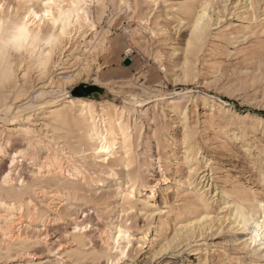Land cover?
I'll use <instances>...</instances> for the list:
<instances>
[{
	"label": "rangeland",
	"instance_id": "obj_1",
	"mask_svg": "<svg viewBox=\"0 0 264 264\" xmlns=\"http://www.w3.org/2000/svg\"><path fill=\"white\" fill-rule=\"evenodd\" d=\"M163 1L173 5L180 0H158L156 6L152 7L147 4V0H122L121 4L117 0H88L89 7L85 12L97 34L106 37L102 50L95 57L91 54L89 59L80 61L68 56V45L62 52L61 58L66 60L63 63L68 62L66 71L76 75L66 86L67 89L72 91L80 84L96 85L103 89V93L85 98L108 99L118 105L128 101L134 107L129 116L130 153L125 164L122 161L111 167H91L85 180L76 182L70 194L59 201L60 204H51V210L46 212L41 222L33 218V232L40 234V239L44 238L43 243L29 248V253L36 261L58 264L55 258L59 253L63 254L66 248L74 247L71 236L78 233L75 230L78 225L82 229L79 233L83 235L80 251L87 255L71 262L74 259L72 257L65 264H106L103 259H96V256L107 249L108 232L115 226L124 233L121 241L124 255L119 256L114 252L110 259L112 264H202L205 259L210 264H247L250 260L264 264L263 254H247L242 244L245 234L236 229H227V222L223 220L231 212V206L229 210L224 208L223 203L227 201L224 193H228L235 185L254 193L255 198L264 203V0H229L223 10L222 5L217 3L219 0L213 1V27L196 56L192 57V78L183 77L179 65L185 55L187 28L165 19ZM215 16L219 18L218 23L214 21ZM89 33L86 35L88 38L91 37ZM97 42L92 44V50L96 49ZM82 43L78 50L82 48ZM173 50L177 52L171 56ZM125 58L131 60L129 66L123 65ZM63 63L61 61L59 67ZM59 67L51 70V77L55 76ZM18 73L21 71L16 73V83L22 84L21 74ZM28 81L26 94L18 99H14L13 89L1 90L0 95L6 98V103L13 110L6 112L0 108V131L4 135L8 134V129L16 123H24L21 119L23 116L30 115L29 125L36 135L49 137L50 129L42 125L39 112L31 109L15 113L25 105L37 104L32 98L31 88L35 90L42 80H38L37 73L32 70ZM183 94L185 98L180 100V107L186 111V127L194 146L190 164L197 169L188 185H185L189 173L186 165L175 162L169 170L163 168L167 165L170 146L182 142L185 129L181 125V117L169 113L163 118L160 102L155 101L158 96L178 98ZM55 96H48L46 100L52 101ZM133 96L135 100H131ZM202 97L208 101H223L240 114L212 116L209 103L202 102ZM241 113L262 118L263 121L244 118ZM56 133L59 137L68 138L72 150L86 149L76 144V129L62 127ZM56 140L59 147L64 144V140ZM10 149L24 150L25 155L17 173L31 187L29 196L34 204L44 209L43 201L56 187L51 177L35 180L33 175L36 171L34 163L45 156L44 151L33 155L31 149H26L21 137L15 135L11 137ZM86 155L89 158V152ZM176 158L177 161L186 162L190 157L180 150ZM89 162L92 160L89 159ZM8 165L7 158L0 162V174L7 170ZM173 179L178 184L165 194L164 188L170 181L173 183ZM118 188L127 192L135 189L140 195L134 199L139 200L154 195L156 208L165 213L169 224L156 244L151 243V234L155 233L153 227L156 226V223H152L157 222L159 215L155 214L153 219H149L137 209L124 212L125 205L117 196ZM42 194H46L45 198ZM163 199H166L165 203ZM191 205L198 212L205 210L224 221L221 228L217 232L215 229L206 232L202 238L190 242L188 247L185 243L182 244L184 246L173 243L167 250L161 248L166 243L164 237L171 239L176 222L185 218ZM151 250L153 253L149 252ZM205 256L208 259L212 257L211 262ZM2 261L0 264H4ZM7 262L17 263L16 255Z\"/></svg>",
	"mask_w": 264,
	"mask_h": 264
},
{
	"label": "bare ground",
	"instance_id": "obj_2",
	"mask_svg": "<svg viewBox=\"0 0 264 264\" xmlns=\"http://www.w3.org/2000/svg\"><path fill=\"white\" fill-rule=\"evenodd\" d=\"M213 1L214 0H180L173 5L167 4L163 1L165 19L171 20L173 23L182 27L185 25L187 28L188 35L185 40V55L181 58L182 62H179L181 72L185 78L193 77L192 57L196 56L197 52L200 50L202 43L212 26V13L214 12V9H212ZM117 2L121 4L122 0H117ZM157 2L158 0H147V4L151 7L156 6ZM228 2L229 0H219L217 3L222 5L221 8L223 10ZM236 2H238V0ZM44 3L45 0H0V5H3V9L0 10V19L4 21L5 31L13 30L16 25L24 22L23 18L25 16H28L27 32L29 33L25 51L14 52L9 61H7L3 67H0V92L6 88L13 89L15 91L14 99H18L25 95L27 87L29 88V72L32 70L35 71L38 80H42V83H39L40 86L35 90L34 87L31 88L33 89L32 98L37 104L25 105L22 108H18L15 113L19 114L31 109L36 110L39 112V115L43 120L42 125L45 128H49L51 132L49 137L45 135L42 138L37 136L29 125L30 115L21 118L24 120V123L22 124L13 123L15 125L11 129H8V134L4 135L3 131H0V162L5 158H7L9 162L7 170L2 171L0 174V261L4 260L2 261L4 264H8L7 261L10 259L13 260V256L15 255L17 257V263L15 264H46L45 261H36L35 257L29 253V248L43 243L42 240L44 239H40L42 237L39 236V233V235H37V233L33 232V225L31 226L33 218L35 217L41 222L46 212L51 210V204H54V206L60 204L59 201L63 200V197L70 194L71 189L76 182H83L85 180V176L88 170H91V167H111L115 163L122 161L123 164H125L128 162L130 153L131 134H129V116L131 115V112H133L134 107L130 106L128 101H124L123 105H118L108 99L94 100L95 98L89 99L85 97H76L73 96L71 90L66 87L73 81L76 75L71 71H66L67 67L65 65L68 62L63 63L66 62V60L61 58L63 50L68 45L66 51L69 53L68 56H70L72 60H87L91 54L95 57L96 54L99 53L98 51L102 50L106 37L97 34L95 26L90 22L86 12L77 16L75 15V10H71L73 14L66 15L65 19L59 24L51 23L42 16L43 11H45ZM61 3L65 5V13H69V6L71 5L72 0H61ZM232 3L235 4L234 2ZM161 7L163 8V6ZM48 10L53 11L59 18V10L53 8ZM32 13L40 15L41 19L37 21L35 15H30ZM218 20V16H215L214 21L218 23ZM60 28L64 29V35H61L58 31ZM88 32H90L88 34L91 35L90 38L86 36ZM49 39L53 41L51 46L47 43ZM96 41H98L97 47L92 50V44ZM80 42H83L82 48L78 50ZM49 51L52 53L51 56L48 55ZM176 52L173 50L172 53L170 52V55L174 56ZM68 56H63V58ZM61 61L63 64L59 67ZM56 67H59L57 69L58 72L54 77H51L50 72ZM19 70L21 71V79L23 80L22 84L16 83V73ZM5 73L10 75H4ZM52 95H56L57 97L55 96L56 98L52 101L46 100L48 96L49 98H52ZM182 98H185L184 94L178 98H164V96H158L155 100L156 102H160V111L163 118L168 116L169 113L179 114L181 117V125L185 129L182 142H175L170 146L167 165H161L160 161L158 164L160 167L163 166V168L167 170H169L175 162H178V165H186L189 173L187 172L188 176L185 185H188L193 179L197 169L190 164L194 146L186 127V111H182L180 107V100ZM135 99L136 98L133 96L131 100ZM200 100L204 103H209L208 108L210 109L212 116L215 114L222 116H238L240 114L223 101H208V99L204 97ZM0 108L2 111L6 112L13 110V108L6 103V98L3 95H0ZM241 114H244V118L251 117L257 121H263L262 118L251 116L247 113ZM167 124L169 125V123ZM62 127L65 129L71 127L76 129L78 133V142L76 144H78L79 148L84 146L86 149L81 151L72 150L67 142L68 138L66 136L59 137L56 133ZM13 135L21 137L22 141L25 143L26 149H31L33 155H37L41 151H44L45 153V156L41 160L37 159L38 162L34 163L36 171L34 170L35 173L33 174L35 175V180H44L46 177H51L56 184V187H54L50 193L48 192L49 197L42 203L44 209L37 208L34 204L31 196H29L31 187H29L25 180H23L18 174L19 171L17 168L19 163L22 162L25 153L22 149L15 151L10 149L11 137ZM56 139L64 140V144L59 147V143ZM8 148L10 150H8ZM102 148L106 149V151H101ZM180 150H182L184 155L190 157L187 158L188 161H177L176 157ZM87 152H89V158L88 155H86ZM179 158L181 159V157ZM89 159L92 160V162H89ZM172 182L173 183L170 181L164 188L165 194L170 192V190L178 184L175 179H173ZM84 184L85 183H83V185ZM203 193L204 191L200 194L203 195ZM136 195H140V193L133 188L128 192L118 188L117 196L125 205L123 209L124 212L137 209L139 213H142L149 219H153L155 214L159 215L157 222L152 223L153 225L156 223V226L153 227L154 230L151 228L155 231V233L153 232L154 234H151L153 235L151 243L156 244L160 235L167 231L169 225L168 220L165 217V213L156 208L153 194L150 195L148 199L142 200L134 199L136 198ZM224 195L227 200L223 203L224 208L226 207L229 210L231 206L230 216H227L226 220L223 218V220L227 222V229H236V231L245 234L246 238L243 240L242 244L248 255L252 254L257 256L258 253L264 255V248L260 247V241L264 239V231L256 227L257 224L264 220V209L260 207V205L264 203L258 201L255 198L254 193L245 191L238 185L233 186L230 191L224 193ZM42 196L45 198L46 194H42ZM47 201L49 203H47ZM56 202L59 203L57 204ZM191 207L192 205L189 206L185 218L178 220L176 226H173L175 230L173 228L174 234L171 239L168 240L164 237L166 243L164 241L163 243L165 244H163L161 248L164 247V249L167 250L173 243L179 245L185 243L187 246L190 242H195L196 239L202 238L206 232L212 231L213 229L217 232L223 225L224 221L212 216L213 214L211 215L205 210L198 212ZM75 230H77L78 233L71 236V243L74 247L66 248L63 250V254H61L62 252L59 253L60 256L56 253L58 257L55 258L57 261H54L58 264H65L66 260H69L72 257L74 259L71 260V262L87 255L80 251L83 247V235L79 232L82 229L78 228L77 225ZM108 233L109 235L106 238L108 241H106L107 249L95 256L97 257L96 259H103L106 264H112L110 259L114 252L119 256L124 255V249L121 244L124 233L118 226L113 227L112 231ZM116 237L120 238L119 243H117ZM166 250H163V252ZM206 251L207 250H205V252ZM149 252L153 253L152 250ZM91 254L94 255V253ZM208 254L209 252L207 255ZM220 255L223 256L222 254ZM211 258L208 259L210 262ZM203 261L202 264H210L206 262V259ZM247 264L258 263L255 260H250Z\"/></svg>",
	"mask_w": 264,
	"mask_h": 264
},
{
	"label": "snow or ice",
	"instance_id": "obj_3",
	"mask_svg": "<svg viewBox=\"0 0 264 264\" xmlns=\"http://www.w3.org/2000/svg\"><path fill=\"white\" fill-rule=\"evenodd\" d=\"M89 7L88 0H72L71 5L69 6V13H65V5L61 3V0H45L42 16L49 20L53 24H59L62 20L65 19L66 15L73 14L71 10H75V15L79 16L83 14L85 10ZM53 8L59 10V18L54 14L53 11L48 9ZM3 9V5H0V10ZM30 15H35L34 13ZM35 19L39 21L41 19L40 15H35ZM24 22L15 26L11 31H5L4 21L0 19V67L9 61L14 52H24L27 44V37L29 33L27 32V21L28 16L23 18ZM58 31L61 35H64V29L60 28ZM48 45L51 46L53 41L49 39L47 41ZM51 51L48 52V55L51 56ZM4 75H10L5 73ZM101 151H106V149H101ZM260 207L264 209V204H261ZM257 228L264 231V220L256 225ZM119 237H116L117 243H119ZM260 247L264 248V239L260 241ZM118 264V262H117Z\"/></svg>",
	"mask_w": 264,
	"mask_h": 264
},
{
	"label": "water",
	"instance_id": "obj_4",
	"mask_svg": "<svg viewBox=\"0 0 264 264\" xmlns=\"http://www.w3.org/2000/svg\"><path fill=\"white\" fill-rule=\"evenodd\" d=\"M130 64H131V60L129 58H125L123 60L124 66H129ZM101 93H103V89L99 88L96 85H91V84H80L71 91V94L76 97H89L92 94H101Z\"/></svg>",
	"mask_w": 264,
	"mask_h": 264
}]
</instances>
